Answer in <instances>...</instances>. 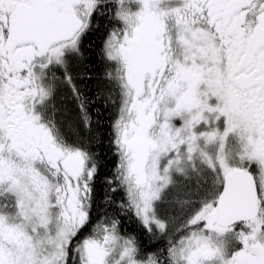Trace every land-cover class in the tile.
I'll return each instance as SVG.
<instances>
[{"label": "snow or ice", "instance_id": "obj_1", "mask_svg": "<svg viewBox=\"0 0 264 264\" xmlns=\"http://www.w3.org/2000/svg\"><path fill=\"white\" fill-rule=\"evenodd\" d=\"M0 264H264V0H0Z\"/></svg>", "mask_w": 264, "mask_h": 264}]
</instances>
